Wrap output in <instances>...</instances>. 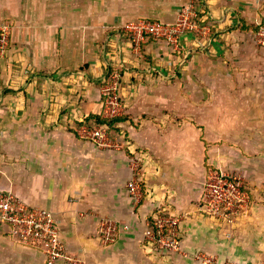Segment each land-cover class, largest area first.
I'll return each instance as SVG.
<instances>
[{"label": "crops", "instance_id": "obj_1", "mask_svg": "<svg viewBox=\"0 0 264 264\" xmlns=\"http://www.w3.org/2000/svg\"><path fill=\"white\" fill-rule=\"evenodd\" d=\"M186 1L0 0V23L11 25L0 56V191L51 212L64 247L84 264H192L190 255L200 251L257 260L256 249L227 247L201 218L197 200L215 142L205 139L194 121L162 118L166 105L151 75L165 63L164 47L147 39L139 57L132 56L123 32L137 19L172 23ZM204 4L218 28L236 16L241 34L256 27L244 14L264 15V0ZM211 34L210 43L191 34L180 39L178 53L186 55L175 62L177 79L207 73L217 54L226 60L227 42L220 44ZM201 44H206L202 50ZM113 67L122 71L124 120L110 138L119 149L97 147L77 133L88 117L100 115L101 83ZM138 156L143 192L135 204L127 184ZM159 211L180 218V252L163 253L144 240ZM103 220L116 225L114 243L101 239ZM7 230L0 222V264H46L41 252L18 245Z\"/></svg>", "mask_w": 264, "mask_h": 264}, {"label": "rangeland", "instance_id": "obj_2", "mask_svg": "<svg viewBox=\"0 0 264 264\" xmlns=\"http://www.w3.org/2000/svg\"><path fill=\"white\" fill-rule=\"evenodd\" d=\"M204 5V0L203 3L187 0L177 10L172 23L155 19L168 24L172 32L166 37L151 39L166 51L161 50L160 60L165 63L155 66L151 82L162 93L160 103L166 105L162 115L164 120L172 123L194 121L202 127V136L215 142L209 151L211 165L204 173L197 200L199 213L204 216L202 219H207L209 231H213L227 247L256 249L254 264H264V38L259 42L253 32L238 33L236 16L229 18L223 29L218 28L216 22L206 17ZM185 9L190 11L184 12ZM244 16L251 25L264 24V15L257 19L249 18L247 14ZM211 33L219 36L220 44L227 42L226 60L222 61L216 57L220 55L217 54L207 73H195L191 78L186 74L183 79H177L178 61L186 55L185 50L183 54L178 53L180 39L190 38L188 35L191 34L199 41L210 43ZM225 35L229 37L225 38ZM128 40L130 55L139 57L140 45L135 47L129 36ZM205 45L198 48L202 50ZM109 79L101 83L100 113L102 89L110 85ZM117 89L119 102L124 106L120 79ZM130 165L132 175L137 173L141 177L139 156L132 159ZM239 186L242 190L248 188L253 196L252 203L246 193L238 192ZM164 217L174 218L180 225L179 217ZM154 248L163 253H173ZM247 258L226 259L202 251L193 253L190 259L188 257L192 264H204L207 260L209 264H253Z\"/></svg>", "mask_w": 264, "mask_h": 264}, {"label": "built area", "instance_id": "obj_3", "mask_svg": "<svg viewBox=\"0 0 264 264\" xmlns=\"http://www.w3.org/2000/svg\"><path fill=\"white\" fill-rule=\"evenodd\" d=\"M190 9H185L188 12ZM256 37L259 42L264 38V24L259 25ZM11 25L0 23V56H3L10 41ZM123 32L129 36L130 42L138 47L144 37L162 38L172 32L168 24L155 20L137 19L126 23ZM110 85L102 89L101 105L103 118L110 119L124 115V106L119 102L117 82L118 75L109 77ZM108 85V84H107ZM82 138L90 140L97 147L119 149L120 145L113 143L107 131L103 128H88L82 126L77 131ZM234 186V185H233ZM238 192L244 190L237 187ZM127 191L132 201L138 204L141 200L140 177L132 175L127 184ZM242 193V194H243ZM247 197V194H246ZM248 198V197H247ZM0 222L7 227L9 238L20 246L39 251L44 255L46 264H84L80 258L70 254L60 238L59 226L54 215L38 207L29 206L10 191H0ZM99 231L104 244L114 243L117 228L109 220L100 221ZM177 220L164 217L160 211L153 217V228L149 225L144 230V240L148 245L158 247L168 252H179L180 236ZM198 259H200L197 256ZM205 263H210L207 260ZM237 264V263H232Z\"/></svg>", "mask_w": 264, "mask_h": 264}, {"label": "trees", "instance_id": "obj_4", "mask_svg": "<svg viewBox=\"0 0 264 264\" xmlns=\"http://www.w3.org/2000/svg\"><path fill=\"white\" fill-rule=\"evenodd\" d=\"M260 26H256L254 27L253 29V33H256L257 30L259 29ZM145 38H148V40H151L152 37H144V39L141 41L140 43V49H139V52H141L143 49V46L141 48V45H143L145 43ZM113 74H116L118 75V78L120 79L121 75H122V71L121 69H109L108 71V77L107 79L109 78V76L113 75ZM124 115L122 116H119V117H114V118H110V119H106V118H103L101 115H97V116H90L87 118V121H86V124H87V127L88 128H93V127H99V128H103L107 131L108 135L110 138H114L116 136V128H115V125L117 122L121 121V120H124L123 118ZM90 120L93 121V124H91L92 122H89ZM115 133V134H114ZM209 168V167H208ZM141 187V185H140ZM247 194V197L249 202H253V196L251 195V193L248 191V188L245 187L244 189ZM141 191H142V188H141ZM143 192V191H142ZM158 213V212H157ZM149 226L151 228H153V218L149 220Z\"/></svg>", "mask_w": 264, "mask_h": 264}]
</instances>
